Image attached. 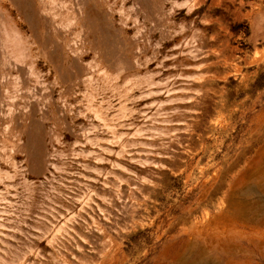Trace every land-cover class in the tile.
Listing matches in <instances>:
<instances>
[{
	"label": "rangeland",
	"instance_id": "rangeland-1",
	"mask_svg": "<svg viewBox=\"0 0 264 264\" xmlns=\"http://www.w3.org/2000/svg\"><path fill=\"white\" fill-rule=\"evenodd\" d=\"M0 264H264V0H0Z\"/></svg>",
	"mask_w": 264,
	"mask_h": 264
},
{
	"label": "bare ground",
	"instance_id": "bare-ground-1",
	"mask_svg": "<svg viewBox=\"0 0 264 264\" xmlns=\"http://www.w3.org/2000/svg\"><path fill=\"white\" fill-rule=\"evenodd\" d=\"M10 102V101H9ZM5 115V114H4ZM8 115V114H7ZM5 117V116H4Z\"/></svg>",
	"mask_w": 264,
	"mask_h": 264
}]
</instances>
